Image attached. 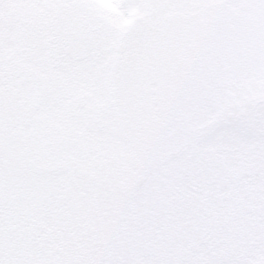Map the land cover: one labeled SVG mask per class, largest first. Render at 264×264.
Wrapping results in <instances>:
<instances>
[{
	"label": "snow or ice",
	"instance_id": "1",
	"mask_svg": "<svg viewBox=\"0 0 264 264\" xmlns=\"http://www.w3.org/2000/svg\"><path fill=\"white\" fill-rule=\"evenodd\" d=\"M0 264H264V0H0Z\"/></svg>",
	"mask_w": 264,
	"mask_h": 264
}]
</instances>
